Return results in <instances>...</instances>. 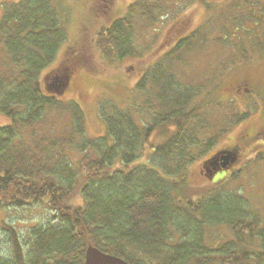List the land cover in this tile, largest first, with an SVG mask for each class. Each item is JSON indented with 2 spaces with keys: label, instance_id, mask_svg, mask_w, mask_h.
<instances>
[{
  "label": "trees",
  "instance_id": "trees-1",
  "mask_svg": "<svg viewBox=\"0 0 264 264\" xmlns=\"http://www.w3.org/2000/svg\"><path fill=\"white\" fill-rule=\"evenodd\" d=\"M166 2L130 3L127 16L98 30L96 52L121 62L139 57L136 32L154 25L167 11ZM230 3L242 15L237 23L260 21ZM254 3L264 12V1ZM111 4L100 2L104 11ZM225 17L222 12L214 21L220 32ZM214 22L179 39L146 70L136 85L138 105L101 102L107 134L89 138L82 108L60 99L76 70L94 67L95 53L68 50L56 70L71 76L69 88L62 96L49 92L46 69L67 39L57 8L52 0H0V213L37 202L50 211L47 222L24 234L0 219V250L5 242L10 251L0 252V264H84L89 243L130 264H264L263 218L247 199L232 192L195 200L177 195L187 166L208 154L225 132L207 138L212 126L203 103L212 104L238 57L247 60L245 46L255 37L241 26L232 41L225 34L216 37L224 51L205 60L203 71L194 67L191 76L188 57L208 43L205 29ZM64 116L63 128L58 123ZM156 130L171 134L154 147L148 165L131 167ZM209 228L223 229L215 245L207 243L214 241ZM257 237L258 250L252 246Z\"/></svg>",
  "mask_w": 264,
  "mask_h": 264
},
{
  "label": "rangeland",
  "instance_id": "rangeland-1",
  "mask_svg": "<svg viewBox=\"0 0 264 264\" xmlns=\"http://www.w3.org/2000/svg\"><path fill=\"white\" fill-rule=\"evenodd\" d=\"M135 1L112 0L109 9L104 11V7L100 5L101 0H52V4L58 10L61 24L67 32V39L60 46L54 61L46 69L47 72H57L56 69L60 67L62 58L64 59L70 49L84 47L89 55L95 53L90 56L94 67H80L76 70L72 87L60 99L67 104L74 101L82 108L86 119L87 137L97 138L107 134L106 124L99 114L101 102H112L122 108L135 103L138 105L142 95L136 85L146 70L169 51L172 44L174 46L179 39L187 37L202 24L213 23L222 12L227 15L224 33L218 30L221 27L220 22H214L213 26L206 27L205 32L209 41L199 50L200 52L189 55L188 60L191 62L187 66V74L191 73L192 76L194 67L197 73L203 71L205 60L218 55L219 51H224L218 42L213 41L214 38L225 34L232 41L231 38L235 39L241 33L239 26L252 29L251 34L254 33L255 37L253 36L252 43L245 46L247 60L242 61L238 57V64L229 68L220 80L219 93L213 97L212 104L203 103V106H206L203 110L208 114L207 120L212 126L207 138L217 135L220 131L217 129L227 131L218 138L214 146L216 150L220 145L233 142L236 138V128L245 125L250 118L259 120L256 115L264 114V12L262 10L252 12L260 21L251 20L246 25L243 22L237 23L242 15L239 17L236 15L237 10L232 7L230 0H167V11L161 15V18L154 25L146 29H138L136 32L135 41L140 50L139 57L122 62L103 57L101 53L99 54V50L98 53L96 52L94 46L93 39L96 33L101 27L109 26L115 19L127 16L129 4ZM191 76L188 77L189 80ZM244 79L249 81L251 89L249 92L234 88L235 84ZM138 121L142 125L140 120ZM58 124L64 128L68 125V119L66 120L64 116ZM170 134L169 130L163 133L159 130L154 131L145 143L141 156L130 166L148 165L149 155L154 147L163 143ZM200 162L201 159L187 166L186 181L177 193L179 199L195 200L218 192H232L248 200L252 209L263 218L261 226L264 227V147L242 168L222 171L212 179L207 173L201 174ZM49 214L46 205L37 202L2 212L0 219L4 217L7 223L17 227V230L24 234L27 228L47 222ZM221 230L223 229H207L214 236V241L207 239V243L217 244L216 237ZM1 243L0 252L9 256L10 251L7 250L6 243ZM260 245L261 240L257 237L252 246L258 250Z\"/></svg>",
  "mask_w": 264,
  "mask_h": 264
},
{
  "label": "flooded vegetation",
  "instance_id": "flooded-vegetation-1",
  "mask_svg": "<svg viewBox=\"0 0 264 264\" xmlns=\"http://www.w3.org/2000/svg\"><path fill=\"white\" fill-rule=\"evenodd\" d=\"M230 1L238 4L239 8L245 10L246 12L263 9L262 5L254 3L257 0ZM195 30H193L192 32H194ZM251 39V36L246 38L247 41ZM213 40L216 41V38H214ZM239 41L242 42L243 39H239ZM249 85V81L247 79H244L235 84L234 88L239 91L245 90L246 92H249L251 90ZM256 118H258L259 120L252 117L247 121L245 125L236 128V138L233 142H228L225 145H220L216 150H214V147L208 154L202 156L199 165L202 175H204L205 173H207L208 175L210 174L209 177L212 179L222 171L238 170L242 168L246 163H248L252 156L257 154L260 149L264 147V114H257ZM239 121H237V123ZM217 130L222 131L221 129ZM224 131L225 132H223L222 134L227 132L225 129ZM221 151L223 152V154H218ZM228 154L230 155L226 160V158L224 157H226Z\"/></svg>",
  "mask_w": 264,
  "mask_h": 264
},
{
  "label": "water",
  "instance_id": "water-1",
  "mask_svg": "<svg viewBox=\"0 0 264 264\" xmlns=\"http://www.w3.org/2000/svg\"><path fill=\"white\" fill-rule=\"evenodd\" d=\"M71 82V76L60 74L59 72H53L49 74L46 79L47 90L51 93L62 96L66 93ZM226 153V152H225ZM218 154H223L219 152ZM217 154V155H218ZM230 154L226 157L228 159ZM210 176V175H209ZM84 264H130L121 257L115 256L110 253H106L101 249L93 246L91 243L88 244L85 252Z\"/></svg>",
  "mask_w": 264,
  "mask_h": 264
}]
</instances>
